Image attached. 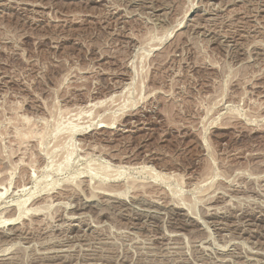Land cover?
<instances>
[{
	"label": "rangeland",
	"instance_id": "374dc122",
	"mask_svg": "<svg viewBox=\"0 0 264 264\" xmlns=\"http://www.w3.org/2000/svg\"><path fill=\"white\" fill-rule=\"evenodd\" d=\"M0 264H264V0H0Z\"/></svg>",
	"mask_w": 264,
	"mask_h": 264
},
{
	"label": "bare ground",
	"instance_id": "6f19581e",
	"mask_svg": "<svg viewBox=\"0 0 264 264\" xmlns=\"http://www.w3.org/2000/svg\"><path fill=\"white\" fill-rule=\"evenodd\" d=\"M20 216V215H19ZM16 218V217H15ZM15 218L9 217L8 219H6L4 222H6L7 224H13L12 220H14Z\"/></svg>",
	"mask_w": 264,
	"mask_h": 264
}]
</instances>
